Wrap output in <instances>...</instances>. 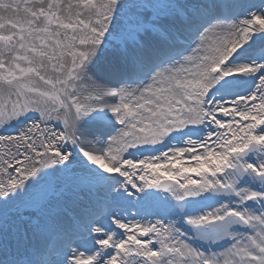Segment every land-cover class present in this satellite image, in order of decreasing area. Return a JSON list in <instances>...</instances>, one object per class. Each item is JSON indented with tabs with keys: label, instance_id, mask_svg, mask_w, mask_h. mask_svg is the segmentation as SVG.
Wrapping results in <instances>:
<instances>
[{
	"label": "snow or ice",
	"instance_id": "6c2138e0",
	"mask_svg": "<svg viewBox=\"0 0 264 264\" xmlns=\"http://www.w3.org/2000/svg\"><path fill=\"white\" fill-rule=\"evenodd\" d=\"M0 264H264V0H0Z\"/></svg>",
	"mask_w": 264,
	"mask_h": 264
},
{
	"label": "rangeland",
	"instance_id": "374dc122",
	"mask_svg": "<svg viewBox=\"0 0 264 264\" xmlns=\"http://www.w3.org/2000/svg\"><path fill=\"white\" fill-rule=\"evenodd\" d=\"M257 1H259V0H254V2H257Z\"/></svg>",
	"mask_w": 264,
	"mask_h": 264
},
{
	"label": "bare ground",
	"instance_id": "6f19581e",
	"mask_svg": "<svg viewBox=\"0 0 264 264\" xmlns=\"http://www.w3.org/2000/svg\"><path fill=\"white\" fill-rule=\"evenodd\" d=\"M256 3H259V1H257Z\"/></svg>",
	"mask_w": 264,
	"mask_h": 264
}]
</instances>
